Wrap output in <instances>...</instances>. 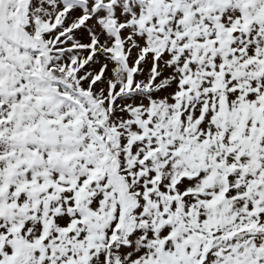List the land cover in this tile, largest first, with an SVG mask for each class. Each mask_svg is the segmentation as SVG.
I'll list each match as a JSON object with an SVG mask.
<instances>
[{"label": "snow or ice", "instance_id": "6c2138e0", "mask_svg": "<svg viewBox=\"0 0 264 264\" xmlns=\"http://www.w3.org/2000/svg\"><path fill=\"white\" fill-rule=\"evenodd\" d=\"M0 264H264V0H0Z\"/></svg>", "mask_w": 264, "mask_h": 264}]
</instances>
